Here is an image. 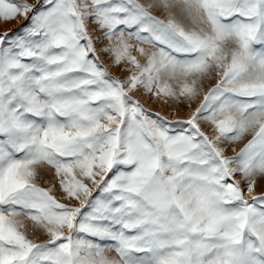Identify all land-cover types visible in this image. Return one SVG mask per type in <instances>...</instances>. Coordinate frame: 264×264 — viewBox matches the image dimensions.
Listing matches in <instances>:
<instances>
[{
    "label": "snow or ice",
    "instance_id": "1",
    "mask_svg": "<svg viewBox=\"0 0 264 264\" xmlns=\"http://www.w3.org/2000/svg\"><path fill=\"white\" fill-rule=\"evenodd\" d=\"M21 17L0 34V264H264V0H0Z\"/></svg>",
    "mask_w": 264,
    "mask_h": 264
},
{
    "label": "rangeland",
    "instance_id": "2",
    "mask_svg": "<svg viewBox=\"0 0 264 264\" xmlns=\"http://www.w3.org/2000/svg\"><path fill=\"white\" fill-rule=\"evenodd\" d=\"M27 2L30 4H33V5L37 4V0H27ZM38 6L39 5H37V7ZM155 14L161 15L159 12H156ZM31 15L32 14L29 13V18L31 17ZM161 18H163V16H161ZM29 22H30V20H25L22 17L18 18L16 20L9 21V22H4V21L0 20V34H3V33H10V34L21 33L22 30L29 24ZM133 54L136 55L137 58L139 57L138 59L142 58L139 55H137L139 53H133ZM102 59L110 67L114 68V69L113 68L110 69L112 71L113 75L117 76L118 78H120L122 80L126 78L127 72H123V71H121L120 67L112 65L111 59H110V54H105L102 57ZM141 60L143 62V58ZM215 82H216L215 79H213L211 82L207 83L205 85V90L207 91L211 87V85L213 86L215 84ZM137 98H140L142 103H144L146 101V106L149 107L153 112H161L163 114H168V112L172 111L173 108H176L175 109L176 115L174 117H170V119H174V120L178 119V118L179 119L187 118L188 115L190 114V111H191V109L186 104H180L178 106H175L172 101H169L166 104V103H163L162 101H157L155 98H146L143 96H138ZM201 99H202V97H201ZM198 103H199V101L194 102L192 105V108H195L198 105ZM154 108H155V110H154ZM208 128H209V126H207V125L203 126V130L207 134L214 135V133H212L211 130H209L210 128L209 129ZM251 138H252L251 133L246 134L245 137L242 138V140L234 143V145L233 144L230 145L231 146V147L229 146L230 148L228 147L226 155H229V153H230V156H232V155L234 156L236 154V152L238 153V150H241ZM234 148H235V150H234ZM229 150L231 152H229ZM237 179H240V177L238 176ZM40 183H41V186H43V187H51L53 184H56L57 188H58V179L54 178V175L51 172L46 173L44 178L40 181ZM259 185H261V186H259ZM256 192L257 193L264 192V183L263 182L258 184ZM56 195L58 197L61 195L59 190H57ZM64 202H66V201H64ZM45 238L46 237H43V236L40 237V239H45ZM107 255L115 256L116 253L114 251H109L107 253Z\"/></svg>",
    "mask_w": 264,
    "mask_h": 264
},
{
    "label": "bare ground",
    "instance_id": "3",
    "mask_svg": "<svg viewBox=\"0 0 264 264\" xmlns=\"http://www.w3.org/2000/svg\"><path fill=\"white\" fill-rule=\"evenodd\" d=\"M137 55H139V54H137ZM139 58V57H138ZM142 59V58H141ZM111 68H113V67H110V69ZM114 69V68H113ZM212 86V85H211ZM206 91V90H205ZM197 105V104H196ZM176 109V108H175ZM154 110H155V108H154ZM179 112V111H178ZM178 118V117H177ZM179 119V118H178ZM203 127V126H202ZM209 129V128H208ZM210 130V129H209ZM234 145V144H233ZM231 147V146H230ZM229 147V148H230ZM228 150V149H227ZM234 150H235V148H234ZM240 150H238V152H239ZM229 152H231L230 150H229ZM235 152V151H234ZM237 153V152H236ZM236 155V154H235ZM229 156H230V153H229ZM233 156V155H232ZM264 183V182H263ZM259 186H261V185H259Z\"/></svg>",
    "mask_w": 264,
    "mask_h": 264
}]
</instances>
